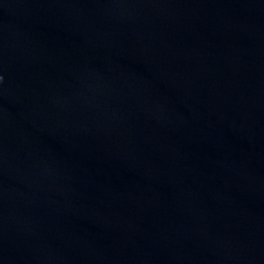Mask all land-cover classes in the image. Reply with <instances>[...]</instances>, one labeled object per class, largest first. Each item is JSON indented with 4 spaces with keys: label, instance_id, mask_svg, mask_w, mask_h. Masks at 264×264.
<instances>
[{
    "label": "water",
    "instance_id": "95a60500",
    "mask_svg": "<svg viewBox=\"0 0 264 264\" xmlns=\"http://www.w3.org/2000/svg\"><path fill=\"white\" fill-rule=\"evenodd\" d=\"M0 264H264V0H0Z\"/></svg>",
    "mask_w": 264,
    "mask_h": 264
}]
</instances>
